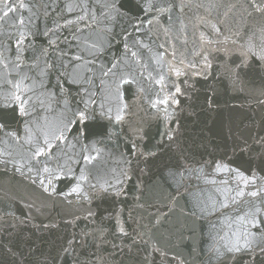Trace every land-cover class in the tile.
Listing matches in <instances>:
<instances>
[{
    "label": "water",
    "instance_id": "water-1",
    "mask_svg": "<svg viewBox=\"0 0 264 264\" xmlns=\"http://www.w3.org/2000/svg\"><path fill=\"white\" fill-rule=\"evenodd\" d=\"M0 17V264H264L216 251L264 211V61L241 56L264 26L251 0H0ZM25 76L21 116L7 81ZM89 97L85 129L70 121Z\"/></svg>",
    "mask_w": 264,
    "mask_h": 264
},
{
    "label": "snow or ice",
    "instance_id": "snow-or-ice-1",
    "mask_svg": "<svg viewBox=\"0 0 264 264\" xmlns=\"http://www.w3.org/2000/svg\"><path fill=\"white\" fill-rule=\"evenodd\" d=\"M251 5L256 12L264 13V3L257 4L256 0H251ZM5 6L7 7L8 5L6 4ZM19 7L24 8L26 6L21 2L19 4ZM112 7H115V5H112ZM153 8H154V6L151 4V2H149L147 5V8H146V12L151 13L153 11ZM166 10L167 9L161 8V9H158L157 11L163 12ZM14 11H16V9L14 7H9L8 12H5L3 15L6 17V16H8L9 12H14ZM69 11H71V9H69ZM0 18H2V17H0ZM80 19H84V17H80ZM19 23L21 25L24 24L23 18L19 19ZM68 23H72V21H69ZM148 23L150 24L151 21H148ZM212 27L217 33L220 31L214 25ZM134 28L136 31L140 30L138 26H134ZM257 33H259V35H257ZM44 35H48V33L46 32V33H44ZM237 35H239V33H237ZM24 38L25 37L23 35H21L20 38L16 42L17 45L22 44ZM201 39L202 40L204 39L203 34L201 36ZM50 43H54V42H50ZM206 43L210 44V43H212V41L209 40V41H206ZM233 43H236V42L234 41ZM241 48L243 49L241 51V56L245 57V61H246L247 57L249 56V54H251L252 56H256L258 59L264 61V26L259 27L258 29L253 31L250 35H248L247 39L245 41V45H241ZM225 51H227V50H225ZM44 54L47 55L46 52ZM132 55L135 56L136 54L132 53ZM173 55H175V54H173ZM196 55H201V53H196ZM17 59L18 60L20 59L19 55L17 56ZM75 59H80V58L76 57ZM181 64H183V61H181ZM204 66H205V68L211 67V63L208 61V58L206 55L204 56ZM47 67L51 68V67H53V65L48 64ZM113 67H115V65H113ZM191 67H195V65H191ZM171 71L175 72V75L177 77L184 75V73L182 71H180L179 69L174 68V69H171ZM110 72H112L111 68L108 70V72L105 73V75L107 76L108 73H110ZM41 74L43 75L44 73H41ZM26 79H28L27 76L23 77L19 81H16L15 83H13V81H7V83L10 84L13 89H15V92L13 93V96H12V102L18 106L19 114L21 116H26L29 114L27 111V108H26V105L29 103V100L24 98V93L30 91L31 89H29L28 86L23 83V81ZM164 80H165V78L163 76H161L160 79L156 81V83L164 85ZM133 82L134 81L122 79L120 81V83L116 86L117 92L118 93L120 92V88L122 85L130 84ZM101 83H103V81ZM141 91H142V89H141ZM175 91H176V93H180L181 92L180 87L177 86ZM118 98L122 99V95L118 96ZM169 99H171L173 103H178V101L175 100L174 94H172L171 96H166L165 99L162 101H159V103L167 104L169 102ZM83 103H84L83 110L78 111V113H76L77 119L75 121H70V123L81 124L84 126L85 129H87L88 128V121L93 119V117L89 114L90 105L96 104V101L94 99H92L91 97H89V99L86 101H83ZM151 106L153 108H156L157 103L154 102V103H152ZM99 107L101 109V113H100L101 116H107L108 118H111V112H112L111 108H108L107 112H105L103 110L104 109L103 104L99 105ZM126 108H127V105H124L119 110L118 114L115 116V120L117 122H121L125 119V116L123 114H120V113H123L124 109H126ZM2 127H3V125H0V128H2ZM79 134L80 135H86V133L84 131H80ZM57 139L63 140L64 139L63 134L58 136ZM170 139H171V137H170ZM48 147H50V145H48V141L46 140L45 141V147L37 150L35 155L36 156L48 155L49 154L47 151ZM155 154H156L155 152L148 153V155H152V156H154ZM84 159L89 160L90 158L86 156V157H84ZM217 170L218 171L222 170L219 165L217 166ZM223 170H227L226 166L223 168ZM44 171L49 172L50 170L47 167H45ZM79 179L85 180L86 177H84L82 175L79 177ZM41 183L43 184V181H41ZM48 183L51 184L52 181L49 180ZM249 183H254V179L252 181L245 179V184L247 185ZM45 190L47 191V188ZM103 190L105 192H109L111 190L112 194H114L117 197L123 194V192L121 190H116L113 185H109L107 188H104ZM79 192H81L80 184H77L76 186H74L71 189V193H79ZM238 195L243 196L244 192L241 191L240 193H238ZM248 195H250L252 197H257L260 195V192L253 191V192L248 193ZM140 206L142 207L143 205H140ZM222 207L227 208L228 205L224 204V205H222ZM89 215L91 216L93 214L89 213ZM240 222H241L243 229H244V231L242 233L243 242L242 243L240 242L241 236H236V241L234 243H232L231 246H228L226 244L224 247V251H220V249H216L218 256L222 257V256H224L225 252H227V253L234 254L232 256V258L235 259L236 258L235 254H241V253H245V252H249V251L254 252L256 250H258L261 254H264V211H262L261 208H256L255 212L251 214V219H248L247 214H246L244 217H240ZM156 223L159 224L160 220L157 219ZM116 229L120 235L125 236V237L130 236V233L126 230L123 223L119 220H117ZM253 229H255V231H253ZM101 235H103V233H101ZM102 242L106 243L107 241H102Z\"/></svg>",
    "mask_w": 264,
    "mask_h": 264
}]
</instances>
